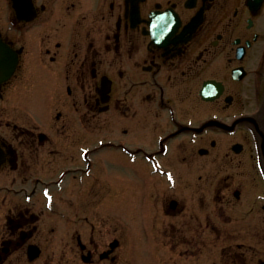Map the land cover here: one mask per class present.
<instances>
[{"label": "flooded vegetation", "instance_id": "af4514ba", "mask_svg": "<svg viewBox=\"0 0 264 264\" xmlns=\"http://www.w3.org/2000/svg\"><path fill=\"white\" fill-rule=\"evenodd\" d=\"M1 43L0 264H264V176L233 200L170 167L239 144L264 0H0ZM133 161L146 197L124 238Z\"/></svg>", "mask_w": 264, "mask_h": 264}, {"label": "rangeland", "instance_id": "374dc122", "mask_svg": "<svg viewBox=\"0 0 264 264\" xmlns=\"http://www.w3.org/2000/svg\"><path fill=\"white\" fill-rule=\"evenodd\" d=\"M263 83L264 80L261 82V86H258L260 87L259 91L255 86L252 88V91L250 86H245L246 91L245 96L243 97L245 105L242 114L239 116V120L242 121L244 126L239 129V134H228L226 136L228 143L238 141L243 145V149L240 153L236 154L232 152L229 147L220 149V147H218L219 143L214 149L209 147V149L211 148V151L207 156L199 155L196 149V159L193 164L186 166H170L172 168L171 172L194 173L196 175H202V180H211L212 195H215L214 191L219 189V187L224 183H227V187L224 186L221 188V191H223L222 193H224L225 196L230 193L228 196L231 199H233V191L235 189H239V187H241L244 191L250 189V191L253 190L258 193L262 192V190L259 189V186H261L260 181L263 180V176H261V174L264 173V165L260 168V166H257L256 160L259 157H263L264 159V128H262V126H264V117L257 118L259 116H256L255 113L257 112L258 102L254 101L256 98H259L258 95L260 94V91L264 89ZM256 120H259L262 124L260 126L258 122H256L261 131L255 127ZM212 136L214 139L217 138L215 134ZM202 144V141L196 139V146H200ZM227 157L228 159L233 158L235 160L225 162L224 160ZM165 168L167 167L165 166ZM146 169L147 167L145 165L133 161L131 175L129 177V193L131 192V194L128 197H123L122 195L116 196L115 221L117 233L120 232L123 235L121 237L125 238V217L129 216V214H126V211L124 210L126 208L129 209L130 206L129 210L132 211L130 215L134 218H138L139 214H136L135 211H139L140 208L145 205V181L143 182L142 176L148 172V169ZM119 172L120 174H123L117 169L116 173ZM156 173L163 172L157 171ZM212 200H214V197ZM134 223V226L139 229L144 226L140 220H136ZM140 233L135 231L133 236L140 237Z\"/></svg>", "mask_w": 264, "mask_h": 264}, {"label": "water", "instance_id": "95a60500", "mask_svg": "<svg viewBox=\"0 0 264 264\" xmlns=\"http://www.w3.org/2000/svg\"><path fill=\"white\" fill-rule=\"evenodd\" d=\"M0 47H1V44H0ZM4 56H6V53H4ZM5 65H6V62H5ZM6 71V70H5Z\"/></svg>", "mask_w": 264, "mask_h": 264}]
</instances>
